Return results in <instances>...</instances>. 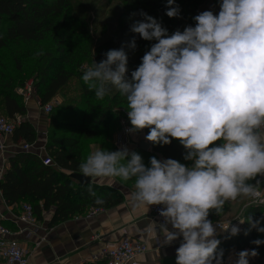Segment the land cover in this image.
<instances>
[{
	"label": "clouds",
	"instance_id": "clouds-1",
	"mask_svg": "<svg viewBox=\"0 0 264 264\" xmlns=\"http://www.w3.org/2000/svg\"><path fill=\"white\" fill-rule=\"evenodd\" d=\"M167 5L166 15L178 17L175 0ZM140 15L144 20L131 31L157 42L131 79L125 77L128 56L121 48L109 50L99 63L93 60L82 80L98 99L113 88L126 99L129 133L148 128L145 139L160 145L176 139L187 150L184 159L193 163L152 157L146 166L140 154L122 147L95 151L80 164V172L105 178L109 187L117 177L135 178L133 206H163V223L150 222L148 235L156 240L162 233L165 244L183 238L176 264H222L217 228L230 236L241 229L232 220L214 226L210 212L220 216L225 203L240 196L264 205V0H222L218 15L203 11L194 17L195 27L170 36L157 19ZM217 141L222 143L210 147ZM89 193L96 204L104 203L91 187ZM237 220L249 223L248 231L264 233L259 220ZM258 255L256 249L242 250L232 264H249Z\"/></svg>",
	"mask_w": 264,
	"mask_h": 264
},
{
	"label": "trees",
	"instance_id": "trees-1",
	"mask_svg": "<svg viewBox=\"0 0 264 264\" xmlns=\"http://www.w3.org/2000/svg\"><path fill=\"white\" fill-rule=\"evenodd\" d=\"M118 1L131 9L138 21L144 20L141 11L157 19L170 36L176 30L181 32L188 26L195 27L194 17L200 9L211 4L219 8L222 0H175L179 6L178 17H168L167 0H108ZM156 40L147 41L138 37L133 57L127 62L126 79L142 62L144 54L150 50ZM116 40L94 39L86 23L77 19L73 13L71 0H0V114L14 123L13 143H34L37 131L26 119L27 107L17 88L23 86L26 79H33V88L38 105L53 101L60 93L67 96L61 103L51 107L47 113L46 156L52 163L45 165L42 158L32 151L19 150L7 157V166L0 179V197L6 206L29 203L33 208L36 221L43 220L51 213L48 227L64 222L88 208H109L120 201L122 195L107 186L91 183L80 184L70 174L80 172V164L97 150L117 151L113 138L119 129L121 110H126L127 102L113 88L103 99H98L95 90L90 91L83 82L82 75L96 63L106 59V53L113 50ZM76 84L75 97H68L72 82ZM147 135L150 129H143ZM222 141L215 142L218 146ZM141 155L146 166L150 158L158 160L174 159L186 166L192 161L185 160L187 150L176 139L168 145L153 144L150 150L143 151L134 146L130 152ZM122 186L135 189V178L124 181L117 177ZM254 182V181H253ZM104 200L96 204L89 188ZM136 190V189H135ZM248 199V203L246 202ZM235 201L246 206L241 211V219L250 216L259 220L264 227L261 206L250 203L249 197L240 196ZM235 201L225 203L222 213L210 212L212 222L231 218V207ZM223 218V219H222ZM13 228L11 223L0 221ZM249 223L242 224L240 233L230 236L227 232L218 246L223 250L222 264H229L227 255L234 250L256 249L259 255L251 258V264H264V244L256 246L253 240H264V233L251 229ZM245 231L248 234L245 235ZM161 264H176V255L165 259Z\"/></svg>",
	"mask_w": 264,
	"mask_h": 264
},
{
	"label": "crops",
	"instance_id": "crops-1",
	"mask_svg": "<svg viewBox=\"0 0 264 264\" xmlns=\"http://www.w3.org/2000/svg\"><path fill=\"white\" fill-rule=\"evenodd\" d=\"M58 98V96L55 97L53 101L58 100ZM38 106L34 97L28 100L26 103V119L37 131V139L31 151L43 158L46 156L44 146L46 136H43L42 133L46 134L48 120L44 115L43 109ZM21 144L13 143L11 135L4 137V155L8 157L19 151ZM92 149V153L97 151L96 147L92 146ZM90 178V183L93 185L107 186L105 178ZM109 188L119 191L122 195V201L112 207L99 208L100 211L92 216L88 215L90 209L88 208L82 214H78L51 227H48L51 213H47L43 220L36 222L34 228H26L21 233L19 232V240L29 253L28 264H106L103 258L98 257L100 250L124 236L141 240L147 246V251L135 258V264H161L165 259L175 256L176 249L180 246L183 238L179 237L171 244H165L161 233L159 239H152L146 230V226L152 222L150 209L133 206L131 194L135 189L122 186L118 182ZM246 202L248 203V199H246ZM235 204L231 207L230 213L223 216L225 218L229 214L231 218L217 220L213 223L232 220L242 229V224H239L237 218L241 219V211L246 204L241 207L238 205L239 202L235 201ZM19 207L20 204L4 205L0 197V221L11 223L13 229L17 230L18 228L14 227L11 218L18 212ZM157 231L159 233V228ZM217 232L216 238L219 240L226 234L218 228ZM37 243L39 244L36 245ZM237 253L234 250L229 252L227 255L229 264H232L236 259ZM251 260L250 258L249 264H251Z\"/></svg>",
	"mask_w": 264,
	"mask_h": 264
},
{
	"label": "built area",
	"instance_id": "built-area-1",
	"mask_svg": "<svg viewBox=\"0 0 264 264\" xmlns=\"http://www.w3.org/2000/svg\"><path fill=\"white\" fill-rule=\"evenodd\" d=\"M17 93L22 96L24 103L28 102L30 98H35L37 103L38 100L35 96V91L33 88V83L31 80L26 81L23 86L17 88ZM53 103L50 102L43 106V112L45 114L49 113ZM120 133L119 137H123L124 143L121 144L115 143V147L117 149H121L122 147H127L126 144L131 143V145L136 146L140 140H143L150 144L149 141L145 139L146 134L144 131H140L138 133H129L127 129L130 127L125 123V120L122 118L119 121ZM14 128V123L7 120L4 117L0 116V179L5 171L7 166V157L4 155V147H3V139L6 136L12 135V131ZM43 136L46 134L42 133ZM121 135V136H120ZM135 139H138L135 142ZM34 143H22L20 150L31 151V148ZM129 150V149H128ZM42 162L45 165L51 164L52 161L47 156L42 158ZM264 180V178H261ZM260 191L262 194V198H264V183L260 187ZM250 203L253 205H257L252 198H250ZM262 208V213L264 215V205H259ZM162 205H153L150 206V216L151 221L157 224L163 223V218L159 215L160 209ZM100 211L99 208H90L89 216L94 215ZM14 227L18 228L14 230L13 228L7 227L0 223V263L2 264H28L29 262V253L27 249L24 247L22 242L19 240L18 233L22 232L26 228H34L36 225V219L33 214V208L29 203L20 204L19 210L15 213L11 218ZM228 221L220 222L221 224L227 223ZM233 224H235L232 221ZM214 226L217 223H213ZM23 226V227H22ZM169 228L171 226L169 225ZM219 229V228H218ZM227 233V232H225ZM37 243L36 245H38ZM147 251V246L145 242L136 239H130L129 237H122L118 241L112 243L111 245H107L102 248L98 254L99 258H103L106 264H135V258L144 254Z\"/></svg>",
	"mask_w": 264,
	"mask_h": 264
},
{
	"label": "rangeland",
	"instance_id": "rangeland-1",
	"mask_svg": "<svg viewBox=\"0 0 264 264\" xmlns=\"http://www.w3.org/2000/svg\"><path fill=\"white\" fill-rule=\"evenodd\" d=\"M71 2L73 13L77 17V19H81L86 23L94 39L104 41L110 38H114L116 40V46L113 50H120L121 48H123L128 56V61L133 57V55L131 54V44L133 41L135 42L136 38L138 37V33H134L131 31L132 26L137 22L136 15L131 9L126 8L124 4L118 1L71 0ZM203 11H212L214 15H218L220 9L212 6L211 4H207L200 9V13ZM28 80H31L32 83H34L33 79L31 78L26 79L25 81ZM76 84L77 83L73 81L70 88L68 89L69 98L75 97ZM57 96L59 97L58 100H55L56 102L52 101L53 106L61 103V101L65 96H67V94L62 92ZM120 112V119L122 118L123 120H125V123H127V125L131 128L127 110H121ZM44 115L47 119V115L45 113ZM0 116L4 117L2 114H0ZM119 133L120 129H118L116 134L114 135L112 143L114 147L115 143H124V139L121 135V137H119ZM137 140L138 139H135V142H137ZM126 146L129 151L134 148V145H131V143L126 144Z\"/></svg>",
	"mask_w": 264,
	"mask_h": 264
},
{
	"label": "water",
	"instance_id": "water-1",
	"mask_svg": "<svg viewBox=\"0 0 264 264\" xmlns=\"http://www.w3.org/2000/svg\"><path fill=\"white\" fill-rule=\"evenodd\" d=\"M138 147L140 149H142L143 151H149L150 150V144L143 141V140H140L138 142ZM70 177L80 184H89L90 180H91L90 177H85L82 174H78V173L70 174Z\"/></svg>",
	"mask_w": 264,
	"mask_h": 264
}]
</instances>
